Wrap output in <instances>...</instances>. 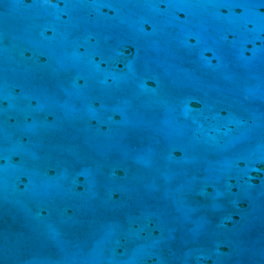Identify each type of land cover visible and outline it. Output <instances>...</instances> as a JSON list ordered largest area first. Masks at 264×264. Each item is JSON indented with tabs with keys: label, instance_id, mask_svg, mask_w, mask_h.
<instances>
[{
	"label": "water",
	"instance_id": "water-1",
	"mask_svg": "<svg viewBox=\"0 0 264 264\" xmlns=\"http://www.w3.org/2000/svg\"><path fill=\"white\" fill-rule=\"evenodd\" d=\"M0 264H264V0H0Z\"/></svg>",
	"mask_w": 264,
	"mask_h": 264
}]
</instances>
